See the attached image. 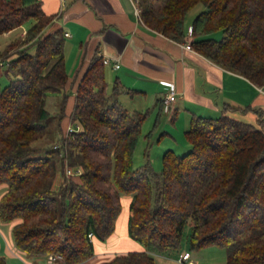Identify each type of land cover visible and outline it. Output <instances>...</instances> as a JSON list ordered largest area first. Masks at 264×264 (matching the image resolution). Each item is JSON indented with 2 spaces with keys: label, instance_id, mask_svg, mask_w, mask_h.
I'll list each match as a JSON object with an SVG mask.
<instances>
[{
  "label": "trees",
  "instance_id": "1",
  "mask_svg": "<svg viewBox=\"0 0 264 264\" xmlns=\"http://www.w3.org/2000/svg\"><path fill=\"white\" fill-rule=\"evenodd\" d=\"M198 3L205 10L192 19L191 49L264 87V0H137L138 15L152 31L183 43L185 15ZM29 20L23 37L0 47L3 72L18 76L0 90V185H6L0 222L12 223L17 252L30 259L60 254L63 264L85 262L93 256V241L113 234L121 196L130 195L127 235L144 251L115 254L99 264H156L153 255L179 249L186 226L191 249L217 246L226 251L225 264H264L261 112L224 106L253 111L257 126L226 114L192 115L184 132L186 152L164 151L158 172L148 160L134 167L146 113L118 103L117 83L107 94L98 55L76 83L67 75L64 32H45L52 16L38 0H0V35ZM218 31L219 40L210 37ZM69 91L74 93L69 122L78 130L65 136L61 121ZM56 94L61 136L36 143L47 133L46 100ZM157 121L158 116L154 126ZM66 166L81 174L65 177ZM0 264H6L1 255Z\"/></svg>",
  "mask_w": 264,
  "mask_h": 264
},
{
  "label": "crops",
  "instance_id": "2",
  "mask_svg": "<svg viewBox=\"0 0 264 264\" xmlns=\"http://www.w3.org/2000/svg\"><path fill=\"white\" fill-rule=\"evenodd\" d=\"M38 1L43 13L52 16L45 32L60 28L67 33L64 42L67 75L74 78L76 83L94 55L110 58L111 62L104 65L107 94L112 93L117 83L120 90L116 96L118 103L129 112L144 111L145 120H153L144 136L148 138L158 134L156 144L165 140L166 148L188 150L184 132L192 115L215 118L226 114L258 125L257 115L253 111H224L226 104L239 109L250 107L259 110L264 122V87L258 88L244 77L213 64L193 50L183 48L189 39L192 21H184V42L177 43L145 26L135 13L132 0ZM11 32L2 35L6 37ZM113 62L119 66L114 68ZM164 81L174 84L176 98L173 110L168 112L169 117L162 118L164 112L160 105L168 90L162 83ZM72 95L73 98H67L71 104L69 109L65 105V112L71 111L73 92ZM157 116L158 121L154 126ZM67 125L66 119H63L61 128L66 129ZM142 127L143 124L141 131ZM126 223L123 220L118 236L117 217L113 234L104 242L93 241V256L80 264H99L110 260L115 254L144 251L143 246L127 235ZM11 228L12 225L0 222V255L5 258L6 264H25L24 260L43 263L44 258L30 259L17 252ZM197 263V257L191 259L189 254L185 264ZM159 264L174 263L160 260Z\"/></svg>",
  "mask_w": 264,
  "mask_h": 264
},
{
  "label": "rangeland",
  "instance_id": "3",
  "mask_svg": "<svg viewBox=\"0 0 264 264\" xmlns=\"http://www.w3.org/2000/svg\"><path fill=\"white\" fill-rule=\"evenodd\" d=\"M205 10V6L202 3H198L195 7H193L191 10L187 12L185 15L184 21L189 22L192 21V19L200 12ZM31 20L25 22L21 27H18L14 29L9 36H4L0 35V47H4L7 43L10 41L14 40L17 37H23V35L19 36L20 33L24 30L27 29L31 25ZM221 32H215L212 34L210 37H212L215 40H219L221 38ZM34 48H30L29 51L33 52ZM5 66H1L0 68V90L6 86L11 79H14L18 77L17 75H6L3 70ZM68 98L72 97V92L69 91L67 93ZM61 96L56 94V95H50L47 100H46V109L50 113V119L48 121L47 125V133L43 136V138L39 139L36 141V143H48V142H53L57 140L60 136L61 133L58 129L57 125V119H58V114L61 110ZM71 101H67L66 103V109L70 107ZM72 108V107H71ZM70 111L65 112V118L66 123L71 125L74 129H76L75 124H72L69 122V115ZM162 118L169 117L168 113L165 114L163 113ZM216 118V117H215ZM148 122V124H147ZM153 120L146 119L143 123L140 139L137 141L135 150H134V156H133V165L134 167H138L143 164L145 161L146 157H149L146 159L148 160L152 166V168L158 172L161 169V157L164 151L167 149L172 148H166L164 145H166V141H161L158 145L156 144V140L158 139V134L155 136H150L148 138H145L144 134L147 133L148 128L152 124ZM150 123V124H149ZM170 123V122H169ZM63 135L67 136L65 133V128L63 129ZM177 154H182L186 152L187 150H173ZM145 161V162H146ZM67 167V166H66ZM60 180V172L57 173V176L55 178V183L54 185L56 186L58 181ZM6 190V185L1 184L0 185V195ZM131 196L130 195H122L121 196V211L118 216V230H117V235L120 236V228L122 225L123 220H126L128 218V204L130 201ZM6 225H12V223H7ZM127 227V223L125 224V230ZM190 231V227L186 226L183 232V238L180 244V247L176 251H171L169 253H164V254H155L153 255L154 261L156 264H159L160 260H167V261H172L174 264H183L177 261L178 256L180 253L188 252L191 256V259H193L195 256L197 257L198 263L197 264H207V263H212V264H225L226 262V251L223 248L217 247V246H209V247H204L199 250H194L191 249L189 244H188V234ZM0 243H2V240L0 238ZM185 264V263H184Z\"/></svg>",
  "mask_w": 264,
  "mask_h": 264
},
{
  "label": "built area",
  "instance_id": "4",
  "mask_svg": "<svg viewBox=\"0 0 264 264\" xmlns=\"http://www.w3.org/2000/svg\"><path fill=\"white\" fill-rule=\"evenodd\" d=\"M133 2V6H134V11L135 13L139 14V9L137 7V0H132ZM67 35V33H64V36ZM188 37L189 39L186 41V43L183 45V48L187 49V50H192L190 47V30L188 32ZM111 62V59L108 57H102V64L106 65L109 64ZM3 65V62H0V66ZM119 65L116 62H113V67L117 68ZM167 88V92L164 95L163 99H162V112L164 113H168L171 112L173 103L175 101L176 98V89L174 84H172L171 82H162ZM78 130V126L76 125V129H74L71 125H67L66 129H65V133L66 135L70 134L71 132H74ZM65 177H70V176H77L81 174V170L79 168H70V167H65ZM88 237L91 241H93V237L92 235L89 233ZM189 258V253L188 252H184L182 254H180L178 256L177 261L180 263H185ZM63 259L62 256L60 254H54V253H50L48 255H46V257L44 258L43 263H36V262H30V261H25V264H63Z\"/></svg>",
  "mask_w": 264,
  "mask_h": 264
}]
</instances>
